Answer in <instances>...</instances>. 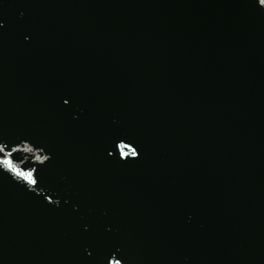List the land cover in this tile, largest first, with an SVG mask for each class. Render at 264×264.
I'll list each match as a JSON object with an SVG mask.
<instances>
[{
  "label": "water",
  "instance_id": "1",
  "mask_svg": "<svg viewBox=\"0 0 264 264\" xmlns=\"http://www.w3.org/2000/svg\"><path fill=\"white\" fill-rule=\"evenodd\" d=\"M0 55L101 113L190 264H264L261 0H0Z\"/></svg>",
  "mask_w": 264,
  "mask_h": 264
},
{
  "label": "snow or ice",
  "instance_id": "2",
  "mask_svg": "<svg viewBox=\"0 0 264 264\" xmlns=\"http://www.w3.org/2000/svg\"><path fill=\"white\" fill-rule=\"evenodd\" d=\"M262 3H264V0H261ZM2 150V149H0ZM127 153H122V155H126ZM132 155H135V152H132ZM3 163L10 168L11 170H13L14 172H16L18 175L23 176L26 180H28L29 183H36V181L32 178V174L31 173H23L18 171L16 168H14L12 166V163L10 160H4Z\"/></svg>",
  "mask_w": 264,
  "mask_h": 264
},
{
  "label": "clouds",
  "instance_id": "3",
  "mask_svg": "<svg viewBox=\"0 0 264 264\" xmlns=\"http://www.w3.org/2000/svg\"><path fill=\"white\" fill-rule=\"evenodd\" d=\"M13 171V170H12Z\"/></svg>",
  "mask_w": 264,
  "mask_h": 264
}]
</instances>
